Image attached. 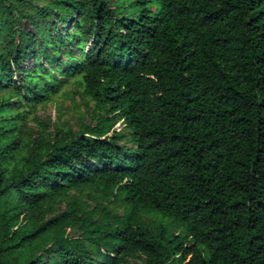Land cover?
<instances>
[{
	"label": "trees",
	"instance_id": "obj_1",
	"mask_svg": "<svg viewBox=\"0 0 264 264\" xmlns=\"http://www.w3.org/2000/svg\"><path fill=\"white\" fill-rule=\"evenodd\" d=\"M69 77L93 122L21 138ZM0 91V264H264V0H0Z\"/></svg>",
	"mask_w": 264,
	"mask_h": 264
},
{
	"label": "rangeland",
	"instance_id": "obj_2",
	"mask_svg": "<svg viewBox=\"0 0 264 264\" xmlns=\"http://www.w3.org/2000/svg\"><path fill=\"white\" fill-rule=\"evenodd\" d=\"M113 3L115 0H110ZM24 29L34 31L28 22H23ZM70 29V23L67 25ZM63 33L62 29L58 28ZM33 63V61H29ZM46 65V64H44ZM5 91H0V95ZM92 101L84 93V85L78 77H69V79L61 86L60 90L53 94L48 100L37 105L28 114L21 126V138H34L44 133L47 137L52 135L56 128L72 129L78 131L81 125L93 122L92 118ZM26 110V108L24 109ZM22 111V110H21ZM115 129L121 133L127 134L128 131L124 127L122 121L117 119ZM76 197L81 201V206L89 212L96 205L106 204L101 192L94 187H83L71 190L65 197L57 199L55 202L48 204L49 213L47 216L57 214L65 209L66 204ZM118 213L122 209L118 205H114ZM148 220L153 217L144 215ZM76 234V233H71ZM144 261V256L140 253H134L126 264H140Z\"/></svg>",
	"mask_w": 264,
	"mask_h": 264
}]
</instances>
